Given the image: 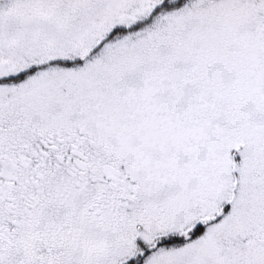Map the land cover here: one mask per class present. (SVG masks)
Instances as JSON below:
<instances>
[{"label":"snow or ice","instance_id":"6c2138e0","mask_svg":"<svg viewBox=\"0 0 264 264\" xmlns=\"http://www.w3.org/2000/svg\"><path fill=\"white\" fill-rule=\"evenodd\" d=\"M0 264H264V0H0Z\"/></svg>","mask_w":264,"mask_h":264}]
</instances>
